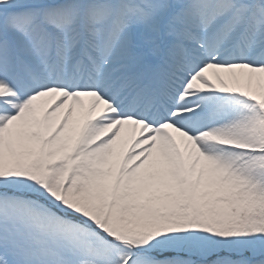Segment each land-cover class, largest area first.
<instances>
[{
	"label": "snow or ice",
	"instance_id": "1",
	"mask_svg": "<svg viewBox=\"0 0 264 264\" xmlns=\"http://www.w3.org/2000/svg\"><path fill=\"white\" fill-rule=\"evenodd\" d=\"M0 264H264V0H0Z\"/></svg>",
	"mask_w": 264,
	"mask_h": 264
}]
</instances>
